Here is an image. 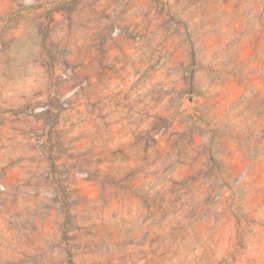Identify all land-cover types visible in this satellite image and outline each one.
<instances>
[{"label":"rangeland","instance_id":"1","mask_svg":"<svg viewBox=\"0 0 264 264\" xmlns=\"http://www.w3.org/2000/svg\"><path fill=\"white\" fill-rule=\"evenodd\" d=\"M0 264H264V0H0Z\"/></svg>","mask_w":264,"mask_h":264}]
</instances>
